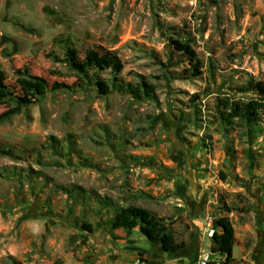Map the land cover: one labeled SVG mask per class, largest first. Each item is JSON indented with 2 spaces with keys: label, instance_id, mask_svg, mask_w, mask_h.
I'll return each instance as SVG.
<instances>
[{
  "label": "rangeland",
  "instance_id": "374dc122",
  "mask_svg": "<svg viewBox=\"0 0 264 264\" xmlns=\"http://www.w3.org/2000/svg\"><path fill=\"white\" fill-rule=\"evenodd\" d=\"M171 38L196 51L199 76ZM65 39L119 54L108 95L73 86L54 59ZM0 67L18 92L25 71L63 85L24 93L32 102L17 110L0 101V264H128L129 253L200 264L208 217L221 215L235 231L232 263L264 264V114L251 125L221 115L230 94L264 81V0H0ZM141 80L155 99L125 88ZM130 204L165 217L187 246L141 251L138 230H111Z\"/></svg>",
  "mask_w": 264,
  "mask_h": 264
},
{
  "label": "trees",
  "instance_id": "16d2710c",
  "mask_svg": "<svg viewBox=\"0 0 264 264\" xmlns=\"http://www.w3.org/2000/svg\"><path fill=\"white\" fill-rule=\"evenodd\" d=\"M169 46L173 52L182 55L188 61L190 67L185 69L189 77L199 76L201 71L200 61L197 59L196 51L188 42L178 39H170ZM62 55L54 53V59L64 64L68 70L75 76L74 87L85 88L89 84L96 87L97 92L106 96L111 92L119 74L124 68V63L119 54L106 47H88L82 53L70 40L63 41ZM109 70L114 76L113 80H108L100 76V72ZM18 85L21 90L8 83L6 72L0 67V101L15 102L17 110L30 104L32 101L24 93H30L32 96L42 97L49 90H57L63 85H50L49 81L43 77L32 74L30 71L19 72ZM132 92L138 100L144 98H156V86L145 81H139L135 86L132 83H126V87ZM21 92V93H20ZM225 108L228 111H222L221 115L224 121L230 118H237L248 124H254L259 120V116L264 114V81H250L245 87L238 90V93H232L228 96ZM67 193L73 191L66 188ZM82 194H87L82 189ZM102 204L108 205L107 199H101ZM116 214L108 219L111 230H123L127 238L131 237L135 230L148 241L157 244L167 254H175L184 249L187 244L177 241L166 218L161 217L152 211L134 204L119 206L116 208ZM84 229L93 232L92 225L84 223ZM214 233L211 237V252L217 256L224 257L222 264H233V249L235 243V231L233 224L228 216L221 215L214 219ZM144 255L143 253H140Z\"/></svg>",
  "mask_w": 264,
  "mask_h": 264
},
{
  "label": "built area",
  "instance_id": "2783aa9c",
  "mask_svg": "<svg viewBox=\"0 0 264 264\" xmlns=\"http://www.w3.org/2000/svg\"><path fill=\"white\" fill-rule=\"evenodd\" d=\"M208 227H209V236L212 237L214 233V221L213 217H208ZM200 264H217L215 261L214 254L211 251L204 252L199 260ZM132 264H153L150 259H148L145 255H137Z\"/></svg>",
  "mask_w": 264,
  "mask_h": 264
},
{
  "label": "crops",
  "instance_id": "0c3cea01",
  "mask_svg": "<svg viewBox=\"0 0 264 264\" xmlns=\"http://www.w3.org/2000/svg\"><path fill=\"white\" fill-rule=\"evenodd\" d=\"M138 232V231H137ZM134 233H136V231H134L133 232V234H132V236L131 237H129V239L130 238H133V235H134ZM139 235L141 236V234L139 233ZM136 240H139V243H142V245H143V247H140V248H138L139 250H141V251H147V252H153V251H157V250H160L161 249V247L159 246V245H157V244H154V243H152V242H150V241H148L146 238H144L143 236H141V237H137V238H135ZM146 244V245H145ZM162 250V249H161ZM163 251V250H162ZM163 253L164 254H167V253H165L164 251H163ZM130 255H127L126 257H125V259L126 260H128V261H132L133 262V260H132V255L134 254V253H129ZM129 262L128 264H132V262ZM172 261H176V258L174 259V260H172ZM175 264H181V263H178V262H176Z\"/></svg>",
  "mask_w": 264,
  "mask_h": 264
}]
</instances>
